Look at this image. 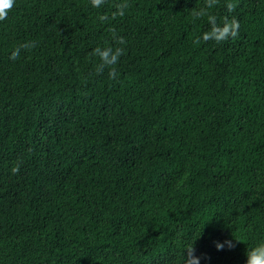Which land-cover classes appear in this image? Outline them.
Wrapping results in <instances>:
<instances>
[{"label": "trees", "instance_id": "16d2710c", "mask_svg": "<svg viewBox=\"0 0 264 264\" xmlns=\"http://www.w3.org/2000/svg\"><path fill=\"white\" fill-rule=\"evenodd\" d=\"M194 240L200 264L264 241V0H14L0 264H184Z\"/></svg>", "mask_w": 264, "mask_h": 264}, {"label": "clouds", "instance_id": "9594fccd", "mask_svg": "<svg viewBox=\"0 0 264 264\" xmlns=\"http://www.w3.org/2000/svg\"><path fill=\"white\" fill-rule=\"evenodd\" d=\"M93 6H99L102 3V0H91ZM218 0H205V4L208 6H214L215 3H217ZM14 6V0H0V20H4L7 16V12L12 9ZM231 5L229 8L231 9ZM122 14V13H121ZM194 16H197V13L194 11L193 12ZM203 15V13H201ZM199 18V16H197ZM209 22L213 24V30L211 33H205L203 39H211L215 38L217 40L225 38L229 32L231 31L232 35H235L234 30H230L228 26H226L223 30H219L215 27V17L209 16L208 17ZM232 28H238V24L233 22ZM199 43V40L196 41ZM13 58H18L16 53H13ZM103 59V57H102ZM111 75V73H110ZM18 168H14L13 172H18ZM197 240V239H196ZM192 242V244L188 245L185 249L184 253V264H200V257L196 256L194 254L195 249H194V244L195 241ZM236 243H241V241L234 239ZM215 246L217 250H223L225 246H227L229 249L234 248L236 245L233 243V240H226L223 243L220 242H215ZM246 257L247 261L246 264H264V241L259 242L252 248H247L246 250Z\"/></svg>", "mask_w": 264, "mask_h": 264}]
</instances>
